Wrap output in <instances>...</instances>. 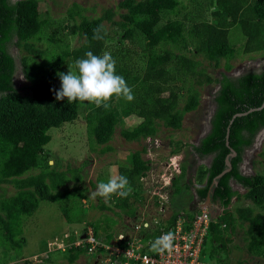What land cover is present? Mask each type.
Listing matches in <instances>:
<instances>
[{"label": "trees", "instance_id": "16d2710c", "mask_svg": "<svg viewBox=\"0 0 264 264\" xmlns=\"http://www.w3.org/2000/svg\"><path fill=\"white\" fill-rule=\"evenodd\" d=\"M209 3L212 6L209 18L198 22H189L179 0H121L116 5L120 11L117 20H112L114 11L109 9L100 17L87 18L81 15L82 9L73 4L65 12V23L62 19L50 18L47 10L40 17L39 0H0V186L10 184L15 190L10 196H0L2 260L14 257L15 249L23 246L22 220L32 215L41 202L55 203L69 224L73 220L68 212L74 203L81 211L78 221L83 219L84 227H89L94 237L101 231L105 245L117 235L133 231L124 223L114 232L101 219L85 221L88 198L84 190L74 186L69 189L66 185L69 181L79 182V175L74 170L69 171V177L66 172L57 171L53 164H47L48 159L42 152L51 139L48 131L72 123L80 107L79 101L69 104L67 98L56 100L54 90L61 86L57 73H61L63 67L72 68L74 61L85 58L88 51L101 55L107 49V42L119 45L136 39L145 41L141 65L131 60L127 50L122 51L119 58H114L115 53L110 51L116 60V73L133 89L134 100L127 102L114 96L108 109L83 103L90 150H94L92 145H95L101 147L99 153L109 151L106 144L120 118L140 113L139 128L121 130L120 136L125 142L152 140L156 137L158 123L164 128L178 130L183 115L198 106V94L193 85L215 82L217 89L211 99L213 110L208 128L197 144L191 146L198 159L209 158L207 165L198 166L195 172L194 196L198 202L207 199L221 210L220 220L209 222L200 259L203 261L206 255L217 264L227 261L226 245L233 223H237L245 227L246 254L252 259L264 260V175L243 176L239 170L243 152L264 129V107L248 112L264 101V67L236 76L226 74L231 69L230 61L239 53L250 60L255 56L264 59V0H209ZM103 22L114 28L112 36L105 32ZM98 27L102 28V40L93 39V30ZM75 36L79 44L71 46L69 38ZM41 42L45 44L44 49L35 47ZM159 47L164 49L156 51ZM13 48L18 55L13 54ZM32 57L42 61L35 62ZM196 57L213 67H218L222 61L223 72L219 73V78H210L200 68ZM17 68L28 82L29 95L15 88ZM177 82L182 83L185 94L181 105L178 89L173 86ZM178 149L176 147L172 153ZM231 151L235 153L233 157L228 156ZM144 153V146H140L131 152L129 164L116 168V176L124 175L129 179L132 194L127 198L114 195L107 201L108 205L100 201L94 208L103 211L110 210V206L127 220L131 216L135 218L136 210L129 204L141 205L138 197L142 201V179L150 169L149 160L142 158ZM226 161L230 168L220 175L226 169ZM34 169H38L37 174L28 175ZM183 171L181 167L177 179L182 178ZM100 182L102 180H98ZM231 184L243 189L244 193L240 195ZM232 199L236 202L248 200L251 206H237L234 209L236 217H233L228 208ZM89 209L93 206L89 205ZM185 215L187 220L192 218L191 214ZM175 218L176 212L166 225L171 226ZM222 222L228 226H223ZM115 245L122 250L126 247L121 241ZM95 251L102 253L101 248ZM85 252L75 248L62 254L67 262L73 263ZM23 264L30 262L24 260Z\"/></svg>", "mask_w": 264, "mask_h": 264}, {"label": "rangeland", "instance_id": "374dc122", "mask_svg": "<svg viewBox=\"0 0 264 264\" xmlns=\"http://www.w3.org/2000/svg\"><path fill=\"white\" fill-rule=\"evenodd\" d=\"M120 1L121 0H39V12L40 17H43L44 11L47 10L50 18L62 19L66 23L64 19L65 12L71 5L75 4L82 9L81 15L86 16L87 18L100 17L103 11L109 9L110 11H114L112 20H117V15L120 11L116 9V5ZM179 2L184 7L187 18L190 20L189 22L204 21L209 18V12L212 7L209 0H179ZM181 12L183 11L181 10ZM76 21H78V19H76ZM102 25L105 32L109 36H112L114 28L106 22H103ZM236 36L240 37V34L236 33ZM77 39L76 36L69 38L70 45L78 46L79 41H77ZM106 44V51H113V54L115 53L114 58H119L122 51L127 50L129 51V56L133 62L137 63V65H141L143 62L142 58L145 55L143 53V50L145 49L144 40L136 39L132 42H122L119 45H116L113 41L111 43L107 42ZM35 47L44 49L45 44L42 42L41 44L37 43L35 44ZM160 49L164 48L159 47L156 51ZM12 52L14 55H18L16 49L13 48ZM19 54L23 53L19 52ZM32 59L35 62L42 61L40 58L32 57ZM195 59L199 62L200 68L205 70L206 74L212 79H218L219 73L223 72L222 61H220L218 67H213L212 64L207 63L200 57H196ZM230 66L231 69L226 74L236 76L247 70L254 71L260 67H264V59L255 56L250 60L247 58V55H241L239 53L232 61H230ZM68 67L71 68L70 66L63 67L61 73L66 74L69 71ZM199 80L203 81L202 78ZM181 84L182 83L180 82L173 84L179 92V105L182 104L185 96ZM14 85L19 93L29 95V90L27 89L28 82H26L21 75L19 68H17L14 76ZM193 87L198 94L199 102L197 108L194 111L183 115L181 126L178 130L164 128L158 123L156 144L154 141L153 143L150 141L148 143L142 141L139 143L125 142L121 138V130L134 131L140 127L142 120L140 113L137 114V116L120 118L115 125L110 141L106 144L110 148L109 151L99 153L101 147L95 145H92V149L94 150H90L89 139L85 132V109H83L84 106L81 102L80 107L78 108L77 118L72 123L64 124L59 129H50L48 131L51 139L43 147L42 156L47 157L48 165L53 164L52 166L57 171L66 172L68 177L71 175L69 171L72 170L76 171L79 175V182L69 181L66 185L69 189L74 186L75 188H82L84 190L85 195L88 198V202L85 204V221L101 219L115 232L122 227L123 223L127 224L129 227L138 224L142 209H144L143 215L146 213L149 216H154L158 206L157 204L154 205V200H151V194L158 191L160 188V178L164 173L168 175L166 169L167 165H165L166 163H164V161H166L167 157L171 154V150L176 149V147H179L177 153H180V157H182L181 166L184 169V175L180 180L175 179L177 184L175 187L172 186L173 198L170 201V210L172 212L181 211L185 214H190L199 205H203V203L196 201L192 184L194 183L193 179L197 167L207 165L209 158L197 159V157L191 152L190 148L193 144H196L198 139L204 135L208 128V121L213 110L211 99L217 89V85L215 82L210 85H204L203 82L200 85H193ZM258 135L260 136L256 142L253 143L251 147L247 148L242 155L243 162L240 165V168L243 173L249 175H264V130ZM140 146L145 147L146 151L142 155V158L149 159L148 166L150 169L148 174L142 179V201L140 196L138 197L141 205L134 202L129 204V206L132 205L134 210H136L137 218L135 216V218L132 219V216H128L130 219L127 220L121 212L119 213L117 209L110 206V210L103 211L94 208V206L97 207V205H99L98 203L100 201L107 203L108 205V202L103 198L93 197L92 195L98 185V180L107 182L110 177L116 176L117 165L124 166L127 163L129 164L131 152L135 149H140ZM42 156L40 159H42ZM37 172L38 169H34L28 172V175H35ZM176 187H178V190L175 191ZM232 188L235 189L233 184ZM236 189L239 191L240 195L244 193L243 190ZM14 192L15 190L10 184L0 186V196L7 197L14 194ZM82 202L84 203V201ZM89 205L93 206L92 210H87ZM237 206L244 207L251 206V204L248 200L240 199L239 202H236L232 199L228 208L233 217H236L234 209ZM206 210L208 214L211 215V220H215L216 222L220 220L219 206H207ZM256 210L258 211V209ZM163 215L162 220L167 217L166 214ZM68 216L70 217V220H73L70 224L65 222L61 215L60 208L55 203H39L37 210L32 215L25 217L22 220L21 237L24 239L23 246L20 249H15L13 253L14 257L7 260H2L0 257V264H23L24 260H28L30 264H93L95 261L100 264L101 257L96 256V254L85 255V252L76 258L73 263H69L62 253L52 252V245L54 246V244L58 243L60 239L63 240V243L64 239L67 238L73 240L79 232H81V228L84 226L83 219L78 221L81 217V211L74 203L71 205ZM222 224H224L223 226H228L225 222H222ZM244 230V226L240 227L237 223H233L229 235V242L226 245L227 261L223 262V264H264V260L258 258L252 259L246 254L243 241ZM121 231L126 232L127 229H121ZM151 232L152 229L150 228L149 231L145 230L144 234ZM127 234H130V232ZM223 234L226 236V232ZM103 238V234L100 231L99 236L95 239L102 241L103 243ZM44 256L47 258L46 260L43 259ZM219 258H221V256H219ZM203 261L204 264H217L215 259H209L206 255H204Z\"/></svg>", "mask_w": 264, "mask_h": 264}, {"label": "clouds", "instance_id": "9594fccd", "mask_svg": "<svg viewBox=\"0 0 264 264\" xmlns=\"http://www.w3.org/2000/svg\"><path fill=\"white\" fill-rule=\"evenodd\" d=\"M101 32H102V28L100 27L94 29L93 39H99V40L104 39V36L101 35ZM57 75L60 79L61 86L59 90H54L55 98L56 100H64L65 98H67V102L69 104H72L77 101L81 103L87 102L89 104H94L98 108L103 107L104 109H108L110 107V101L114 96L117 98H122L128 102L133 101L135 98L133 89L127 84L125 78L116 73V60L113 58L112 54L109 51H104L101 55H96L93 54L92 51H88L85 53V58L76 59L74 61L73 67L69 68V71L66 74L57 73ZM258 134L254 139L253 143H255L256 140L259 138L260 135ZM156 139L157 137H154L152 140L146 139L145 141L142 142L148 143L150 141L153 143V141L155 142ZM196 144H193V146H195ZM172 151L173 149L171 150V154L169 155V157H167V160L164 161V163H166L165 165H167L166 169L168 171V175L164 173V175L160 178V183H159L160 188L158 189V191L153 192L154 194L153 193L151 194V200L152 201L154 200V205L157 204L158 206L156 213L154 216H149L146 213H144L143 215L144 209H142L140 213V219H138V224L139 222L147 223L144 225L145 230L149 231L150 228L152 229L151 233H145V235L153 234L156 230V227L162 225L163 223L165 224L169 219V217L174 213L170 210L171 209L170 201L173 198L172 186L174 180L180 177L181 175L182 157H180V153L177 152L172 153ZM191 152L193 153L192 149ZM193 155L196 156L194 153ZM239 169H241L240 166ZM240 172L242 173L243 176H249V174L243 173L242 170ZM183 175H184V171H183ZM192 185L193 188L197 187L195 181ZM236 188L243 190L240 187H236ZM236 188L235 190H237ZM132 192H133V188L127 176L117 175L114 177H110L107 180V182L102 181L98 183L92 195L93 197H101L107 202L114 195L121 198H127L129 195L132 194ZM199 203H203V205H199L194 211H196L198 208L207 209V206H213L209 204V201L207 205L205 202V206H204V202H199ZM194 211H192L190 214L194 213ZM180 212L181 211H176V215ZM166 213L169 214L167 215L166 218H164V220H162V216H164L163 214ZM135 216L137 218V215ZM154 221L157 223V225L154 224ZM135 225L137 224L131 225L130 228H134ZM88 230L91 231L89 227L83 226L81 228V232H79V234L73 240L65 237L67 239H64V243L62 241V244L65 246L63 250L56 249V250H52V252L65 253L66 251L71 249L81 248L86 251L85 255L96 254V256H99V253L97 254L95 251L96 249H94V251L92 252H88V247L83 242L84 239L86 238V233ZM125 235L126 234H124L123 236ZM92 237L94 239L96 238L93 235ZM174 241H175L174 233L172 231H168L162 234L161 236L157 237L151 243V251L160 254L164 252L171 253L175 248ZM75 242H79V245L74 246L73 244ZM43 259H45V256L43 257ZM93 264H98V263L97 261H95V263Z\"/></svg>", "mask_w": 264, "mask_h": 264}, {"label": "built area", "instance_id": "2783aa9c", "mask_svg": "<svg viewBox=\"0 0 264 264\" xmlns=\"http://www.w3.org/2000/svg\"><path fill=\"white\" fill-rule=\"evenodd\" d=\"M191 217L187 220V216L180 212L171 226L163 223L150 235H143L141 232L147 223L139 222L130 234L117 235L108 245L94 239L91 231L88 230L83 242L88 247V252L97 248L102 249V253L99 254L100 264H204L200 259L201 245L211 217L206 208H198ZM154 224L157 225L155 221ZM168 231H172L175 235L174 250L162 254L151 251V243ZM62 241L60 239L58 243L52 245L51 250H63L65 246ZM120 241L126 245L123 250L115 245ZM73 245L77 246L79 242Z\"/></svg>", "mask_w": 264, "mask_h": 264}, {"label": "water", "instance_id": "95a60500", "mask_svg": "<svg viewBox=\"0 0 264 264\" xmlns=\"http://www.w3.org/2000/svg\"><path fill=\"white\" fill-rule=\"evenodd\" d=\"M262 107H264V101L262 102V104L258 108L249 110L248 112L255 111V110H260ZM240 115H243V114H238L237 116H240ZM226 145H227V143H226ZM234 155H235V153L233 151H231L228 156L229 157H233ZM225 165H226V169L224 171H222L220 173V175L224 174L225 172H227L229 170L230 165H229L228 161L225 162ZM214 184H215V182H214ZM205 202H206V205H207L208 204V200L206 199Z\"/></svg>", "mask_w": 264, "mask_h": 264}, {"label": "flooded vegetation", "instance_id": "af4514ba", "mask_svg": "<svg viewBox=\"0 0 264 264\" xmlns=\"http://www.w3.org/2000/svg\"><path fill=\"white\" fill-rule=\"evenodd\" d=\"M239 170L241 171V169H239ZM234 186H235V188L238 187L237 185H234Z\"/></svg>", "mask_w": 264, "mask_h": 264}, {"label": "crops", "instance_id": "0c3cea01", "mask_svg": "<svg viewBox=\"0 0 264 264\" xmlns=\"http://www.w3.org/2000/svg\"><path fill=\"white\" fill-rule=\"evenodd\" d=\"M169 213H166V215H168Z\"/></svg>", "mask_w": 264, "mask_h": 264}]
</instances>
